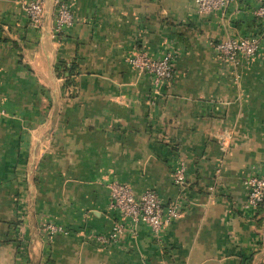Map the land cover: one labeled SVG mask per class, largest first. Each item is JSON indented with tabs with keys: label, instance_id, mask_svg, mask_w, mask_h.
<instances>
[{
	"label": "crops",
	"instance_id": "1",
	"mask_svg": "<svg viewBox=\"0 0 264 264\" xmlns=\"http://www.w3.org/2000/svg\"><path fill=\"white\" fill-rule=\"evenodd\" d=\"M28 1L0 0V264H264V204L246 208L244 184L264 173L261 0L212 15L191 0H67L74 23L61 41L55 0L41 28ZM248 35H261L252 58L234 64L216 49ZM137 51L175 55L155 99L152 78L128 63ZM59 61L75 65L70 78ZM114 180L179 200L183 216L157 239L128 226L104 244L97 236L122 220Z\"/></svg>",
	"mask_w": 264,
	"mask_h": 264
},
{
	"label": "built area",
	"instance_id": "2",
	"mask_svg": "<svg viewBox=\"0 0 264 264\" xmlns=\"http://www.w3.org/2000/svg\"><path fill=\"white\" fill-rule=\"evenodd\" d=\"M197 11L202 15H212L224 12L232 3L238 0H191ZM56 19L52 31V37L61 41L65 31L72 27L74 15L67 0H55ZM45 0H29L24 9L29 18L30 25L41 28L44 23ZM253 15L264 22V0L253 10ZM264 34V32H263ZM261 48V35H248L242 37H229L216 46L221 56L231 63L238 64L241 59L254 57ZM175 55L170 51H164L154 55L146 51H137L129 59L128 63L142 74H148L152 78V98L164 94V89L174 77ZM6 112L0 108V115ZM175 184L186 188L188 184L187 166L184 161L178 163L174 172ZM248 190L246 208L258 210L264 204V173L252 172L244 179ZM112 207L120 210V220L108 235H98L97 239L104 244H114L119 235L128 229L132 238H136L139 226L150 229L154 238H159L162 232L173 222L183 216L179 200L164 205L159 195L151 189L136 195L131 184L114 180L108 184ZM212 190L215 188L212 187ZM62 226L48 224L47 234L54 236L65 233Z\"/></svg>",
	"mask_w": 264,
	"mask_h": 264
},
{
	"label": "trees",
	"instance_id": "3",
	"mask_svg": "<svg viewBox=\"0 0 264 264\" xmlns=\"http://www.w3.org/2000/svg\"><path fill=\"white\" fill-rule=\"evenodd\" d=\"M57 68L62 76H66V74L68 73L69 75L67 78H70V76L73 75L74 71L76 70L74 64L68 66L67 63L64 61H59Z\"/></svg>",
	"mask_w": 264,
	"mask_h": 264
}]
</instances>
